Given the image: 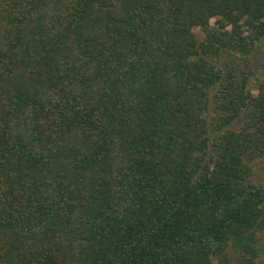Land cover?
<instances>
[{
	"label": "trees",
	"instance_id": "16d2710c",
	"mask_svg": "<svg viewBox=\"0 0 264 264\" xmlns=\"http://www.w3.org/2000/svg\"><path fill=\"white\" fill-rule=\"evenodd\" d=\"M262 38L264 0H0V264H256L264 64L220 60Z\"/></svg>",
	"mask_w": 264,
	"mask_h": 264
},
{
	"label": "rangeland",
	"instance_id": "374dc122",
	"mask_svg": "<svg viewBox=\"0 0 264 264\" xmlns=\"http://www.w3.org/2000/svg\"><path fill=\"white\" fill-rule=\"evenodd\" d=\"M222 63H234L238 66L245 68L252 73L250 78L251 85L255 84L257 80L262 79V65L264 64V38L256 43L255 50L247 57H243L238 54L228 56L223 55L220 60ZM213 91H211L212 93ZM210 113L207 114V120L210 121V117L217 118V113L213 110V103L210 102ZM237 128V126H234ZM253 168V176L251 178L253 183H262L264 181V158L255 159L251 162ZM258 250V257L255 259L256 264H264V225L257 232V242L255 245ZM230 264H241L238 261L232 260Z\"/></svg>",
	"mask_w": 264,
	"mask_h": 264
}]
</instances>
